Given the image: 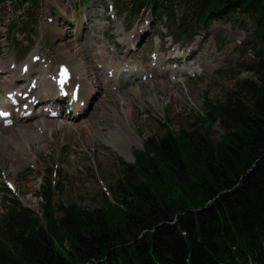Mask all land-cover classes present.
Segmentation results:
<instances>
[{
    "label": "trees",
    "instance_id": "1",
    "mask_svg": "<svg viewBox=\"0 0 264 264\" xmlns=\"http://www.w3.org/2000/svg\"><path fill=\"white\" fill-rule=\"evenodd\" d=\"M182 1L202 20L239 12L256 22L246 64L256 78L207 101L197 129L164 124L133 164L122 161L116 202L101 193L99 207L56 205L50 182L42 216L13 200L0 264H264V0Z\"/></svg>",
    "mask_w": 264,
    "mask_h": 264
},
{
    "label": "rangeland",
    "instance_id": "2",
    "mask_svg": "<svg viewBox=\"0 0 264 264\" xmlns=\"http://www.w3.org/2000/svg\"><path fill=\"white\" fill-rule=\"evenodd\" d=\"M116 13L123 18L125 17L118 7ZM79 14V11L75 13L76 18L79 17ZM133 20L134 18L131 16L125 17V30L129 29ZM237 21L231 23L216 21L211 24L210 30H201L200 35L196 37V39H201L206 33L208 34V40L204 42L203 46V50H205L211 44L212 30L216 25L227 27L235 32V39H227L226 32L222 31L220 35L223 36H217L213 41V44L216 45L215 49L219 48L225 52L222 54L223 61L221 60L220 65L218 60L216 61L218 65L213 70L209 69L196 78H189L172 84L168 89L158 85L159 81L157 80L152 89H149L148 85L145 87L143 85L140 87L146 92L143 99L130 92L124 94H107L104 92L99 95L87 117L81 120V122L85 121L92 125L90 130L74 128L71 125L70 129L74 133L67 134L63 139L64 128L54 129L53 137L47 139L48 144H50L48 150L42 149L38 142L31 143L32 151H35L40 159L36 169L30 168L28 165L15 169L13 164H18L19 161L12 155L0 153V169L7 172L9 178L17 184L22 195L21 202L33 208L35 212H43L42 203L44 199L40 193L45 183L50 179L51 168L57 163L59 164V172L54 196L56 205L76 202L90 208L99 207L102 205L103 196L100 195L104 188L108 190L110 198L119 199L117 184L125 170V165L121 163L122 160L129 164L133 163L135 161L133 151L142 149L147 138L163 135L166 131V127L163 126L164 123L175 131L197 129L200 125L198 116H204L207 112L206 102L208 100L223 102L231 91L236 92L239 89L242 80L256 78L255 72L250 71L246 65H240L247 64L254 58L251 50L253 25L249 23L252 31H247L241 29L240 26V22L244 23L245 21L242 19ZM62 26L70 27L68 20L64 19ZM173 37L180 42L186 40L178 38L174 32ZM75 38V36H71V41L68 39L63 41L66 42L65 50L74 48V45L79 42ZM84 42H79L82 43L84 53L77 55V59L85 56L89 61L90 49L88 50L87 42ZM60 44L58 47L61 46ZM40 47L44 48L42 44ZM144 47L145 50H142L139 56L146 60L151 49V42L144 40L141 48ZM248 48V52L245 51ZM225 55L227 56L224 59ZM89 70L92 80L96 79L97 73H92L96 70L91 62ZM154 93L159 98L158 102L150 99ZM129 107L133 109L132 117H126L122 113ZM116 108L120 109L133 131V138L125 136L128 141L118 142L115 135L111 133V131H118L116 129L122 123L121 120L119 121L114 117ZM105 111L106 113L103 115ZM26 124L32 126V121L17 125L15 129L20 130ZM214 130L216 139L220 138L223 130L219 124L214 126ZM9 132V130H5L3 133L8 136ZM113 143L118 144L124 152L115 148ZM10 147H12L9 149L12 154L13 151L17 154L15 146L11 144ZM31 156V152L23 155L24 161H28ZM7 197L11 198L13 194H9ZM7 199L5 191H3V180L0 177V218L5 213Z\"/></svg>",
    "mask_w": 264,
    "mask_h": 264
},
{
    "label": "bare ground",
    "instance_id": "3",
    "mask_svg": "<svg viewBox=\"0 0 264 264\" xmlns=\"http://www.w3.org/2000/svg\"><path fill=\"white\" fill-rule=\"evenodd\" d=\"M65 18H69L70 25H72V26H76V27L82 26V24L78 23L77 20L74 18V15L70 16L69 14L66 13ZM73 32H74V30L72 29V33ZM51 33H52L53 37L57 38V39L63 38V37L67 38V37H70V35H73L71 33V31H69L68 27L56 28L55 26H52ZM217 33H219L218 29H217ZM232 37H233V35H232ZM78 41L80 42L79 39H78ZM79 42L76 45H74V48L72 47V48H69L68 50H64V48H63V51L65 54L64 53L62 54L61 60H65V61L68 60L69 64L71 65V67L74 70L81 71L82 73L86 74L87 69H88V60L86 59L85 56H83V58L77 59V55H81L84 53V48L82 46V43H79ZM61 46H63V45L61 44ZM94 52H96L98 56L104 55V51L100 48L96 49ZM207 53H208V55H210L211 53L214 54V52L211 51L210 48L207 49ZM201 56H202V54H200L199 57H201ZM159 58H160L161 63L165 60L163 56H161V57L159 56ZM212 66H213L212 61H208L206 64H203L201 66H200V64H198L196 66H190L189 70L196 68L198 71H200L202 69L204 71H206L209 68H212ZM141 68L146 69L145 66H142ZM150 68H151V66H150ZM173 74H175V73H173ZM123 76L124 77H121V76L116 77V78H118L116 82H112L111 84H104L101 86H103L104 88H106L108 90L113 85H119V88H121L123 86H128L127 82H133L134 81L132 78L131 79L126 78V76H127L126 74H123ZM166 77H167V74L165 72H163V73H161V76L158 79L159 80L158 85L162 86L164 89H168L171 87V82L169 80H167ZM155 82L156 81L151 79V80H149L148 84L146 83L144 85V87L148 85L149 89H152L156 85ZM138 86H139V83H137V85L131 86L127 90H124V91L121 90L123 92H119V93L124 94L125 92L133 91L141 99H143V96L145 95L146 92L141 90V88H139ZM94 90L95 89L91 88L87 96H90V94H92V91H94ZM42 92H46V94L49 96L55 94V91L51 87L50 84H45ZM150 99L154 102L159 101V98L157 97V94H155V93L153 94V96ZM105 113H106V111L103 113V115H105ZM122 113L126 117H132L133 109L129 107L126 110H123ZM122 113H121L120 109L116 108L115 113H114V117H116L117 120H119V121L121 120L122 123L119 126V128L116 129L118 131H116V132L111 131V133L115 135L118 142H122L123 140L128 141V140H126L125 136H127L129 138L134 137L133 131H132L128 121H126L125 118L123 117ZM31 118H33V117H31ZM39 123H42L44 125L43 128H45V132L43 134H41L39 131H37V127H35V126L32 127L28 124L23 126V128L20 130H16L14 125L6 128V129H4L3 127H0V153L2 155H7V154L12 155V156H14V158L16 160L19 161L18 164H13L15 169H19V168L23 167L25 164H27V161H24L25 160L24 158H21L19 155L15 154L13 150H12L13 151V154H12V152L9 150L12 148V147H10L11 144L16 146L18 149H20V148L31 149V143H37V142L42 143L45 140H47L49 137L52 138L54 129H57L59 127L64 128V130H65V132L62 135L63 139L66 137L67 134H73L74 133L70 129V126L72 124H70L68 122H61V121L58 122V121H54V120H50V119H46V118H41L39 120ZM57 123H59V124H57ZM73 126H74V128H76V127H78V124L77 125L73 124ZM82 126H83V124L81 123L79 127H82ZM87 126H88L87 129H89V130L92 127L91 124H87ZM125 129L127 130L126 132H125ZM5 130L10 131L8 136H5V134L3 133ZM47 131L49 132V134L47 133ZM45 146H46V144L42 145V147H45ZM47 146L49 147V144ZM113 146L115 148H117L118 150H120L121 152H124L122 148H119L118 144L113 143Z\"/></svg>",
    "mask_w": 264,
    "mask_h": 264
},
{
    "label": "snow or ice",
    "instance_id": "4",
    "mask_svg": "<svg viewBox=\"0 0 264 264\" xmlns=\"http://www.w3.org/2000/svg\"><path fill=\"white\" fill-rule=\"evenodd\" d=\"M64 72H65V74H67V69H64ZM4 115H7L6 113H4Z\"/></svg>",
    "mask_w": 264,
    "mask_h": 264
}]
</instances>
